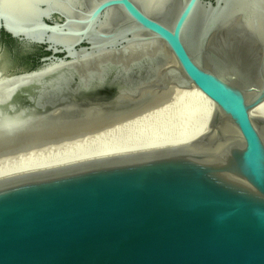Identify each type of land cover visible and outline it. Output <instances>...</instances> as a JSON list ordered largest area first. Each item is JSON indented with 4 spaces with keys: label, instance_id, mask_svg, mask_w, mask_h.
Here are the masks:
<instances>
[{
    "label": "water",
    "instance_id": "water-1",
    "mask_svg": "<svg viewBox=\"0 0 264 264\" xmlns=\"http://www.w3.org/2000/svg\"><path fill=\"white\" fill-rule=\"evenodd\" d=\"M255 4L167 0L156 13L142 0H38L26 15L0 6V31L50 54L40 70L0 73V85L16 84L0 102L3 133L53 122L65 104L100 93L113 107L123 95L194 87L223 112L197 143L0 178V264H264ZM154 49L175 66L140 57ZM99 60L103 73L92 76ZM127 81L137 90L121 91Z\"/></svg>",
    "mask_w": 264,
    "mask_h": 264
},
{
    "label": "bare ground",
    "instance_id": "bare-ground-1",
    "mask_svg": "<svg viewBox=\"0 0 264 264\" xmlns=\"http://www.w3.org/2000/svg\"><path fill=\"white\" fill-rule=\"evenodd\" d=\"M142 1L156 13L161 12L167 2V0ZM252 1L257 2L255 5L259 16L254 18V23L260 33L264 21V16L260 13L261 10L264 11V0ZM36 2L38 0H0V6L26 15L32 12ZM242 5L243 3L239 7L242 8ZM56 7L64 9L58 5ZM111 20L115 21V16ZM140 55L148 60L164 57L165 66H175L174 61L163 56L158 49L152 52L145 51ZM103 60H99L95 65L94 69L97 71L92 72V76L103 73ZM133 62L135 60L130 63ZM139 66L140 74L151 72L150 65L143 67L139 64ZM125 72L128 73V69H124ZM20 81L24 80L20 79ZM15 85L10 87L0 85V102L10 97L9 90L16 87ZM122 86L121 91L133 92L137 90L138 84L134 85L131 81H127ZM102 98L107 99L108 96L100 93L91 97L88 100L89 104H75L72 101L65 104L62 110H58V116L53 123L58 122V125L65 127L79 125L80 129L85 131L92 128L93 125L90 123L93 122L105 119L118 120L89 130L87 133L67 137L60 142L50 141L49 138L43 145H38L37 140H29L19 149L21 152L17 155L14 156L8 152L0 156V178L79 161L142 153L178 144L197 143L202 139L207 127L223 113L194 87L189 90L172 88L162 92L141 91L137 97L123 95L117 99L118 104L115 103L112 110L110 105L100 103ZM260 111H264V105ZM129 116L131 117L127 119ZM82 117H88L89 120L78 119ZM124 118L127 120H123ZM7 123L8 121L4 122V124ZM40 126L35 129L38 130ZM25 129L9 133L0 131L2 132L0 139L11 140L14 134L22 133ZM91 139H94L93 142H90ZM38 146L42 150L34 155L38 151Z\"/></svg>",
    "mask_w": 264,
    "mask_h": 264
},
{
    "label": "flooded vegetation",
    "instance_id": "flooded-vegetation-1",
    "mask_svg": "<svg viewBox=\"0 0 264 264\" xmlns=\"http://www.w3.org/2000/svg\"><path fill=\"white\" fill-rule=\"evenodd\" d=\"M49 55L44 47L21 42L0 31V73L3 76L40 70L41 60Z\"/></svg>",
    "mask_w": 264,
    "mask_h": 264
},
{
    "label": "rangeland",
    "instance_id": "rangeland-1",
    "mask_svg": "<svg viewBox=\"0 0 264 264\" xmlns=\"http://www.w3.org/2000/svg\"><path fill=\"white\" fill-rule=\"evenodd\" d=\"M112 109L113 108L110 107V110ZM131 116L127 117V119L130 118ZM125 119L126 118H124L123 120ZM116 120L115 119H105L103 121L90 123L93 125L92 128L85 130V131L80 129L81 126L79 125L65 127L63 125H58V122L57 123L49 122L46 124H40L41 126L38 130L35 128L39 125H35V126L25 129V131L22 133L14 134L11 140L7 141L5 140L6 138H1L0 139V156L8 152H11V154H13L14 156L17 155L18 153L21 152V151L19 152V149L23 147V145L26 144V142H28L29 140H34V139L37 140L38 145L39 144L43 145L44 143H46V141H48L49 138H50L49 139L50 141L60 142V141H64L67 137L79 135L81 133H87L89 132V130L100 128L101 125H109L113 121H116ZM123 120L121 119V121ZM93 140L94 139H91L90 142H93ZM38 147H39L37 148L38 151L37 153L35 152L34 155L38 154V152L42 150L40 146Z\"/></svg>",
    "mask_w": 264,
    "mask_h": 264
}]
</instances>
